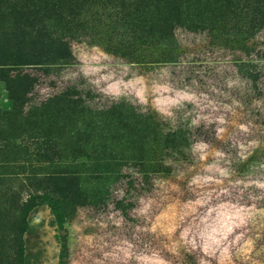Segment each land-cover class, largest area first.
Masks as SVG:
<instances>
[{
    "label": "rangeland",
    "instance_id": "rangeland-1",
    "mask_svg": "<svg viewBox=\"0 0 264 264\" xmlns=\"http://www.w3.org/2000/svg\"><path fill=\"white\" fill-rule=\"evenodd\" d=\"M57 1L0 0V212L30 201L19 264H59L64 244L68 264H175L177 247L264 264V133L246 120L264 91L233 64L241 26L200 17L203 0ZM4 219L0 264L17 254Z\"/></svg>",
    "mask_w": 264,
    "mask_h": 264
},
{
    "label": "trees",
    "instance_id": "trees-1",
    "mask_svg": "<svg viewBox=\"0 0 264 264\" xmlns=\"http://www.w3.org/2000/svg\"><path fill=\"white\" fill-rule=\"evenodd\" d=\"M48 0H16V8H26L31 7L40 8L43 5L47 6L51 3ZM81 0H58L57 1V11L61 8H68V6H74V3H77ZM206 8L209 9L206 12H200V17H204L209 15V20L215 17L219 18L220 15L225 16L226 19L231 18V21H236L241 28L238 30L233 29V31H228V34L233 35L238 38L237 43L242 44L241 48H238L239 52H241L242 56L233 61L235 67H243L245 69V73L247 76L250 75V70L255 69V75L253 77V83L259 84L260 87L258 89L264 91V48L257 49L256 38L262 31H264V0H203ZM71 2V3H70ZM65 3V4H64ZM68 4V5H67ZM204 6V7H205ZM52 8H55V5H52ZM253 42V44H252ZM2 57V55H1ZM249 82L250 77H246ZM262 101H264V94L260 96ZM260 118H262V114H264V107L259 109ZM262 113V114H261ZM247 125L251 131H253L251 125H257V128L260 132L264 133V120H261V123H254L251 119H246ZM264 141H260L259 148L262 147ZM257 150L255 148H251L249 154L244 155L243 158H248V156L255 153ZM250 155V156H251ZM51 177L49 176V179ZM59 179H57V182ZM26 203L21 204L20 200L17 201L16 207H10L4 215L0 212V215L4 216L5 226L4 233H9L10 236H13L12 243H7L8 249H17V254L15 257H6L4 260L7 264H19L20 259L18 260V244L20 240L18 237V231L20 230V225H22V220L20 217H16L15 213L19 212L22 214L24 212V207L28 206L30 202L25 201ZM13 212L11 213V211ZM13 219V220H12ZM18 226V227H17ZM62 229V227H61ZM1 243V242H0ZM62 253L60 256L59 264H68V258L65 253L66 245L62 247ZM20 258V257H19ZM10 259V260H8ZM175 264H212L209 259L204 258L200 253L194 252L190 249L184 247H177L174 257ZM244 264V263H239Z\"/></svg>",
    "mask_w": 264,
    "mask_h": 264
}]
</instances>
